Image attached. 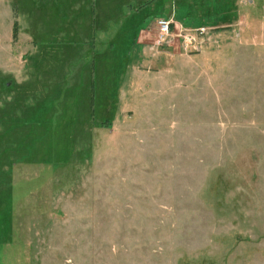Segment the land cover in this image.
<instances>
[{"label": "rangeland", "instance_id": "374dc122", "mask_svg": "<svg viewBox=\"0 0 264 264\" xmlns=\"http://www.w3.org/2000/svg\"><path fill=\"white\" fill-rule=\"evenodd\" d=\"M0 264H264V0H0Z\"/></svg>", "mask_w": 264, "mask_h": 264}, {"label": "built area", "instance_id": "2783aa9c", "mask_svg": "<svg viewBox=\"0 0 264 264\" xmlns=\"http://www.w3.org/2000/svg\"><path fill=\"white\" fill-rule=\"evenodd\" d=\"M160 35H165L170 32V21L164 18H161L157 21Z\"/></svg>", "mask_w": 264, "mask_h": 264}]
</instances>
